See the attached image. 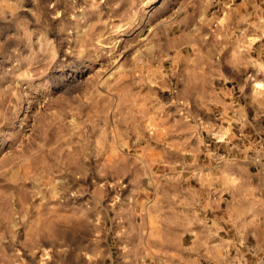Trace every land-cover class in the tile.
Listing matches in <instances>:
<instances>
[{
	"label": "rangeland",
	"instance_id": "rangeland-1",
	"mask_svg": "<svg viewBox=\"0 0 264 264\" xmlns=\"http://www.w3.org/2000/svg\"><path fill=\"white\" fill-rule=\"evenodd\" d=\"M0 264H264V0H0Z\"/></svg>",
	"mask_w": 264,
	"mask_h": 264
},
{
	"label": "crops",
	"instance_id": "crops-1",
	"mask_svg": "<svg viewBox=\"0 0 264 264\" xmlns=\"http://www.w3.org/2000/svg\"><path fill=\"white\" fill-rule=\"evenodd\" d=\"M255 123H250L251 121L248 119V117L246 116V117H243L242 119H240V121H241V124H242V122H244L245 123V125L244 126H246V125H250L251 124V128H252V133H260L261 132V129H260V127H259V125H260V121L261 120H259L258 118H253L252 119ZM252 121V122H253ZM250 128V127H249ZM239 131V133L241 134V135H244L245 133H247L246 131H244V129H240V130H238ZM246 135V134H245ZM227 154H228V152H227ZM248 158V155H246V157H243V163H244V159H247ZM247 165V164H246ZM252 172L253 170H252V166H250V165H248V167L246 168V172ZM254 172V171H253ZM254 174H256L257 176L256 177H254L253 179H252V182H251V186H252V188H253V195L254 196H257V198L260 196V194L258 193L259 191H260V187L262 186V180H261V178H260V174H259V172L258 173H255L254 172ZM249 184H246V186H248ZM256 194V195H255ZM227 195H228V192H227ZM200 199L201 198H203L204 200L205 199H207V197H212L210 194H208V195H204V196H201V195H199L198 196ZM209 199V198H208ZM259 199V198H258ZM244 202H248L247 201V199H245L244 200ZM189 247H192V250H195V251H197V250H204L205 248H202V247H197V246H191V244L189 245Z\"/></svg>",
	"mask_w": 264,
	"mask_h": 264
}]
</instances>
